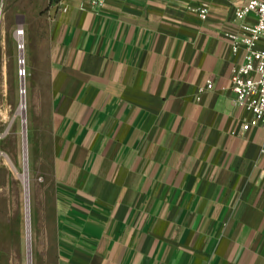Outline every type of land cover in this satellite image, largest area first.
<instances>
[{"label": "crops", "instance_id": "obj_1", "mask_svg": "<svg viewBox=\"0 0 264 264\" xmlns=\"http://www.w3.org/2000/svg\"><path fill=\"white\" fill-rule=\"evenodd\" d=\"M246 1H52L44 264H264V130L231 89Z\"/></svg>", "mask_w": 264, "mask_h": 264}, {"label": "rangeland", "instance_id": "obj_2", "mask_svg": "<svg viewBox=\"0 0 264 264\" xmlns=\"http://www.w3.org/2000/svg\"><path fill=\"white\" fill-rule=\"evenodd\" d=\"M51 5L52 0H0V116L2 129L7 131L1 143L6 157L0 164V264H44L53 258L52 194L50 188L43 186L40 192L37 189L45 184L39 170L40 160L43 164L51 154L50 104L46 92L36 96L40 82L35 80L37 63L46 53ZM20 27L24 30V47L17 37ZM31 58L33 82L30 80ZM23 71L26 73L21 76ZM22 80L27 88V95L23 97L27 104L25 128L20 115L16 114ZM26 167L28 190L18 174ZM27 242L31 243L30 260Z\"/></svg>", "mask_w": 264, "mask_h": 264}, {"label": "built area", "instance_id": "obj_3", "mask_svg": "<svg viewBox=\"0 0 264 264\" xmlns=\"http://www.w3.org/2000/svg\"><path fill=\"white\" fill-rule=\"evenodd\" d=\"M59 4L63 10H67V0H52ZM93 5L102 4L103 0H91ZM201 19H206L208 9H199ZM234 19L239 23L240 34H231L233 49L235 52L245 50L244 62L234 67L231 76V89L235 93L236 106L245 108L249 119L243 124V130L248 131L254 127L264 130V0H248L235 10ZM25 71L21 76L25 75ZM207 88H213L212 82H208ZM205 88H200L202 93ZM27 95V88L21 85V98ZM10 107V106H9ZM12 109L10 108V111ZM18 111V109H17ZM16 111V114H17ZM22 124L27 123L22 114ZM2 115L0 116V164L5 161V152L1 149V143L7 136V131L2 129ZM12 162V161H11ZM12 165H16L12 162Z\"/></svg>", "mask_w": 264, "mask_h": 264}, {"label": "bare ground", "instance_id": "obj_4", "mask_svg": "<svg viewBox=\"0 0 264 264\" xmlns=\"http://www.w3.org/2000/svg\"><path fill=\"white\" fill-rule=\"evenodd\" d=\"M23 34H24V30L22 29V27L21 28H19V31H17V37H18V39L21 41V43H22V41H23ZM23 44V43H22ZM21 44V45H22ZM20 45V46H21ZM23 47H24V44L22 45ZM22 46H21V48H22ZM23 54V53H22ZM24 57L22 56V58H21V63L23 64L24 63V59H23ZM24 88H25V83H24V86H23ZM27 104H25V102H23V100H22V103L21 104H19V107H18V110H19V113H18V111H17V114H22L23 115V117H24V119L26 118V108H27V106H26ZM25 126H26V124L24 123V128H25ZM6 157V156H5ZM18 174H19V176H20V178L22 179V181L24 182V185H25V187H26V189L28 190V173H27V167H26V170L24 171V172H19L18 171ZM28 203V202H27ZM28 207V206H27Z\"/></svg>", "mask_w": 264, "mask_h": 264}, {"label": "water", "instance_id": "obj_5", "mask_svg": "<svg viewBox=\"0 0 264 264\" xmlns=\"http://www.w3.org/2000/svg\"><path fill=\"white\" fill-rule=\"evenodd\" d=\"M22 86H24L23 80H22ZM31 244V243H30ZM30 244L27 242V249H28V260L31 259V247Z\"/></svg>", "mask_w": 264, "mask_h": 264}]
</instances>
